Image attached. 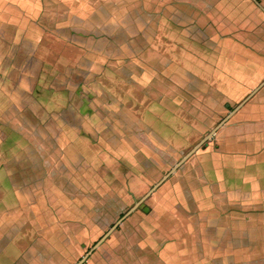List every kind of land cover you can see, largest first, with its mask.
Instances as JSON below:
<instances>
[{
  "label": "rangeland",
  "instance_id": "obj_1",
  "mask_svg": "<svg viewBox=\"0 0 264 264\" xmlns=\"http://www.w3.org/2000/svg\"><path fill=\"white\" fill-rule=\"evenodd\" d=\"M64 1L61 8L49 5L47 10L62 16L56 26L66 43L76 46L65 55L64 66L50 65L45 76L64 91L69 127L64 135V195L54 200L59 230L51 232L52 224L48 225L59 246L50 245L49 264H74L264 80V6L257 0H235L218 21L214 16L216 21L204 18L206 6L202 10L200 0H175L194 7L192 17H185L183 8L175 12L178 22L157 16L167 8L163 5L167 0L107 1L111 21L99 6L105 0H76L78 7ZM90 1H97V15L89 12ZM188 18L193 21H184ZM222 60L226 65L218 64ZM243 66L251 69L244 73ZM253 100L238 110H248ZM221 127L126 215L82 264H151L173 242L175 254L200 255L204 250L214 256L206 264H221L219 259H225H217L221 247H191L197 240L191 223L199 221L190 215L196 208L200 211L201 190L206 198L213 193ZM212 184L215 190L221 186ZM194 189L200 193H192ZM245 254L247 248H242L241 257Z\"/></svg>",
  "mask_w": 264,
  "mask_h": 264
},
{
  "label": "crops",
  "instance_id": "obj_2",
  "mask_svg": "<svg viewBox=\"0 0 264 264\" xmlns=\"http://www.w3.org/2000/svg\"><path fill=\"white\" fill-rule=\"evenodd\" d=\"M47 1L0 0V264H49L53 255L50 245L59 246V240L50 237L48 225L52 224L51 232L59 230L54 200L64 195V135L69 127L65 123L64 91L45 76L50 65L58 69L64 66L65 55L74 52L76 46L66 43L64 32L58 29L62 16L47 11L49 5L61 8L66 1ZM67 1L77 7L80 2ZM107 1L113 2L105 0L99 6L111 21ZM167 1L163 4L167 8L157 16H170L169 20L178 22L175 12L183 9L185 17L193 16L194 7ZM234 1L200 0V8L206 6L204 18L213 20L214 16L218 21ZM91 2L89 12L97 15L98 3ZM255 2L264 6L262 0ZM222 63L218 62L226 65ZM243 68L244 73L251 69ZM257 90L248 98H254L248 110H236L233 121L221 125L223 131L218 132L215 149L217 164L212 170V183L221 186L215 190L211 183L213 193L207 198L201 190L200 211L195 212L196 208L190 212L199 221L198 225L196 220L191 223V231L197 236L191 247H221L222 254L217 255V259L225 257L219 259L221 264H264V85ZM195 192L200 193L192 190ZM54 221L58 224L53 225ZM196 231H200L199 238ZM175 247V242L170 243L151 264H206L214 258L204 250L200 255H178L171 252ZM242 248L249 254L241 257Z\"/></svg>",
  "mask_w": 264,
  "mask_h": 264
},
{
  "label": "water",
  "instance_id": "obj_3",
  "mask_svg": "<svg viewBox=\"0 0 264 264\" xmlns=\"http://www.w3.org/2000/svg\"><path fill=\"white\" fill-rule=\"evenodd\" d=\"M264 84V80L256 86L244 99H242L224 118H222L215 126H213L197 143H195L183 156L182 158L174 165L170 170L164 174L147 192H145L134 204L124 213L122 214L93 244L91 248L85 252L83 256H81L74 264H82L84 260L94 251V249L106 238V236L115 229L117 224L131 211L137 208L172 172H174L179 165H181L189 156H191L203 143H205L216 131L217 129L224 123L228 118L238 110L245 102L250 98V96L262 85Z\"/></svg>",
  "mask_w": 264,
  "mask_h": 264
}]
</instances>
